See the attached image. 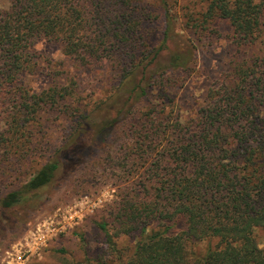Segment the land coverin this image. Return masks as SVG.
I'll return each instance as SVG.
<instances>
[{"label":"trees","instance_id":"trees-1","mask_svg":"<svg viewBox=\"0 0 264 264\" xmlns=\"http://www.w3.org/2000/svg\"><path fill=\"white\" fill-rule=\"evenodd\" d=\"M8 1L9 10L0 9V179L36 155L32 131L42 110L75 102L70 85L41 93L28 88L25 79L38 72L40 41L59 43L81 66L117 64L123 78L115 93L77 118L69 140L30 179L0 200V212L38 196L60 172L77 170L85 153L120 130L157 84L170 89L171 75L189 70L194 58L193 46L174 31L167 0H157L167 26L163 44L151 53L140 43L148 0ZM198 3L187 31L205 32L225 20L237 45L264 39V0ZM210 96L194 120L152 110L136 130L134 160H144L139 183L145 187L118 203L114 233L100 225L112 252L96 264H264L256 235L264 231V57L237 62ZM178 221L185 229L175 233ZM135 233L141 238L130 251L115 243Z\"/></svg>","mask_w":264,"mask_h":264},{"label":"rangeland","instance_id":"rangeland-1","mask_svg":"<svg viewBox=\"0 0 264 264\" xmlns=\"http://www.w3.org/2000/svg\"><path fill=\"white\" fill-rule=\"evenodd\" d=\"M167 2L174 31L181 42L194 48L190 69L173 73L170 89H167V82L166 86L164 82L157 84L149 97L133 108L120 130L105 136L85 153V162L77 170L60 172L55 184L43 189L38 196L0 212L3 216L0 264H6L10 254L15 253V246L25 243L41 223L56 213L65 219L66 233L55 238L41 256L29 257L22 253L20 264H96L98 256H110L112 249H109L105 231L100 225L107 224L109 231L114 233L119 225L115 222L118 203L127 192L145 187L139 181L146 166L144 160H134L132 142L138 132L136 130L145 123L150 111L171 112L173 119L194 120L193 113L205 107L210 95L231 78L237 62L264 57V39L254 46L237 45L233 28L225 20L214 23L205 32L187 31V16L194 13V18L197 17L200 9L198 0ZM10 7V1L0 0L1 10L7 11ZM145 14L141 20L140 43L147 53H151L163 44L166 10L157 0H148ZM106 17L110 18V15ZM107 27L105 25V29ZM170 46L174 48L175 43ZM36 55L38 72L25 79L28 88L41 93L55 84L70 85L74 88L75 102L69 104L68 101L42 110L40 122L32 131L36 155L28 159L20 170L10 173L7 179H0V200L30 179L69 140L77 118L115 93L123 78L121 66L111 62L81 66L66 57L62 46L56 42L40 41ZM183 229L184 221H178L172 231L177 233ZM256 235L264 249V231L258 230ZM140 238V233H135L116 238L115 243L130 251Z\"/></svg>","mask_w":264,"mask_h":264},{"label":"built area","instance_id":"built-area-1","mask_svg":"<svg viewBox=\"0 0 264 264\" xmlns=\"http://www.w3.org/2000/svg\"><path fill=\"white\" fill-rule=\"evenodd\" d=\"M65 222L60 213H56L53 217L41 223L36 231L27 238L25 243L22 242L15 246L13 249L15 253L10 254L8 252L11 256H9L10 259L6 264H20L22 262V253L28 254L29 257L41 256L43 251L55 238L57 239L61 234L66 233L67 226Z\"/></svg>","mask_w":264,"mask_h":264}]
</instances>
